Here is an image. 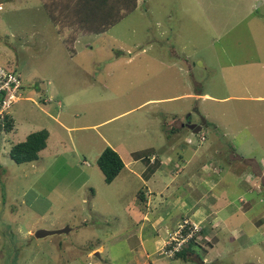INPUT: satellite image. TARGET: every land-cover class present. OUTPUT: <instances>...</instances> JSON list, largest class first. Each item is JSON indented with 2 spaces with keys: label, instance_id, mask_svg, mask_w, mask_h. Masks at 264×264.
<instances>
[{
  "label": "rangeland",
  "instance_id": "obj_1",
  "mask_svg": "<svg viewBox=\"0 0 264 264\" xmlns=\"http://www.w3.org/2000/svg\"><path fill=\"white\" fill-rule=\"evenodd\" d=\"M73 5L0 0V67L24 85L15 129L0 130V264H134L138 237L127 238L145 214L167 222L179 209L169 222L201 223L181 220L191 181L187 191L168 188L156 208L141 203L144 177L126 170L106 184L96 164L106 147L142 168L182 155L172 166L180 173L199 164L208 177L225 171L214 173L230 232L218 239L204 224L212 239L198 237L194 255L203 264H264V0H136L101 35L72 21ZM203 121L198 134L186 127ZM44 129L51 137L39 160L16 164L11 147ZM145 227L144 247L157 252L161 242ZM63 228L71 230L34 236Z\"/></svg>",
  "mask_w": 264,
  "mask_h": 264
},
{
  "label": "crops",
  "instance_id": "obj_2",
  "mask_svg": "<svg viewBox=\"0 0 264 264\" xmlns=\"http://www.w3.org/2000/svg\"><path fill=\"white\" fill-rule=\"evenodd\" d=\"M206 97H208V95ZM179 134L181 133L177 132V135ZM50 137H51V133H50ZM177 158H178V161L175 159H172L170 156H168L167 159L165 158L161 160H159V158L156 157L155 164L150 163V166L148 168L146 167L142 168L138 164L139 161H136L133 159L130 160V156H129V159L127 161H124L125 168L123 169V171L129 170V173H131L132 175H135L140 180L144 177L145 190L143 188L141 189V191L143 192L145 198L141 199V203L144 206L146 205L145 207H148L149 204L154 205L153 207L155 208L162 206L163 203L161 202H162V199L164 198L163 194H165V191H168V188L173 187L179 190L182 189V190L187 191V186L190 184V181H191L190 185L192 186L191 188L192 190H191L190 195L191 196L199 195V197L201 198L198 199L199 197L198 198L195 197V199H193V197L189 195L188 201H184V200L182 201V206L180 205L181 208L186 209L187 211H189L190 214L184 215L183 217H181V220L189 217L193 221L201 222L202 225L207 223L210 228L211 226H213V228L215 229L214 234L216 237H218V235H221V237L224 238L225 235L229 234L230 232L229 227H231L229 224V221H227V216H226L228 214L226 212L228 208L227 206H225L226 204L225 201L228 198H227L226 191L220 190L224 182L223 178L216 177L215 174L217 172L216 170H219L220 173L222 172L225 173V171H222L220 168H217V169L215 168L212 171L213 175L208 177V175H206L207 172L205 171L206 170L205 168H207L206 165H203L202 167L199 164V166L197 167L192 166V169L190 172L182 171L180 173L179 170L177 171L174 170L177 167H172V166L180 167L181 165L185 163L184 162L185 160L182 157V155H178ZM174 161L178 163H175ZM192 162L193 161L191 160V161L186 162V164L188 165L191 163L190 165H192ZM155 165L156 166L158 165V167L156 168ZM256 165L259 167L260 171L263 170V168L261 169V166L258 163ZM153 167L155 168V170ZM214 171L216 172L214 173ZM182 173H185V176H182ZM195 173L197 174L198 177H195ZM226 173H229V172H226ZM186 177L189 178L187 180V185L184 184ZM210 194L211 196L209 198ZM183 205H185V207H183ZM176 210H177V214L167 213L168 219H169L167 220V222L164 221L162 217H158L157 218L158 220L153 221L150 219L149 215L148 216L147 214L144 215V220L146 221L149 220V221L140 222L142 226L140 227L138 226V229L136 230V231H139L137 233L138 236L130 235L129 238H127V240L130 241L132 238L138 237V241H139V245L137 248L138 255L134 257V264H166L165 259H164L165 257L160 256L159 251L162 249V246L165 245L166 239L168 238V232L170 233V231L174 230L175 227L179 224V222H176V223L169 222L173 220L174 218H178L180 216L179 209H176ZM147 224H151V228L155 234V237H153L154 244H158L159 241L161 242L160 247L157 249V252H150L147 250L146 247H144L146 246L145 236L147 235V233H149L145 227ZM205 230H208V228L207 229L205 228ZM162 231L164 232V236H166L167 238L160 237V234ZM166 231L168 232L166 233ZM204 238L206 239V241H210L212 239L209 236H205ZM218 239H220V237H218ZM151 244H152V241H151ZM100 248L101 247L96 248L92 251L98 250ZM213 248L214 247H212L211 250H214ZM138 250H141V253ZM139 253L144 254L146 258L139 259L138 257ZM155 256H157V258ZM172 260H174L175 262H179L178 259H172Z\"/></svg>",
  "mask_w": 264,
  "mask_h": 264
},
{
  "label": "trees",
  "instance_id": "obj_3",
  "mask_svg": "<svg viewBox=\"0 0 264 264\" xmlns=\"http://www.w3.org/2000/svg\"><path fill=\"white\" fill-rule=\"evenodd\" d=\"M74 5L73 19L78 22L79 28L89 30V33L101 35L112 26L119 23L129 14L135 11L136 0H69ZM52 17V16H51ZM21 78V76H20ZM22 80V79H21ZM207 122L203 121L202 126ZM15 129V121L11 114L7 115L3 123H0V130L10 133ZM50 133L47 129L34 132L25 141L13 145L10 149V158L16 164H28L39 160L40 153L47 147ZM204 139V137H203ZM135 155V154H134ZM150 163V161H149ZM98 168L104 175L106 184H111L123 171L125 164L121 156L111 147H106L96 162ZM140 199L145 198L142 191L138 192ZM207 228V227H205ZM207 230H202L198 237L209 236ZM205 239V238H204ZM206 240V239H205ZM200 243L186 245L174 259L182 258L203 264L197 250L202 249ZM195 256V257H194Z\"/></svg>",
  "mask_w": 264,
  "mask_h": 264
},
{
  "label": "built area",
  "instance_id": "obj_4",
  "mask_svg": "<svg viewBox=\"0 0 264 264\" xmlns=\"http://www.w3.org/2000/svg\"><path fill=\"white\" fill-rule=\"evenodd\" d=\"M23 89L19 73L0 67V123H3L6 116L22 100ZM177 227L176 231L168 233L169 241L162 252V256L166 258L174 259L191 241L198 243V235L205 229L201 223L196 224L189 220H184Z\"/></svg>",
  "mask_w": 264,
  "mask_h": 264
},
{
  "label": "water",
  "instance_id": "obj_5",
  "mask_svg": "<svg viewBox=\"0 0 264 264\" xmlns=\"http://www.w3.org/2000/svg\"><path fill=\"white\" fill-rule=\"evenodd\" d=\"M186 127L193 133V134H198L202 130V125H194V124H187ZM71 229L69 228H63V229H58V230H38L34 236L37 239H44L49 236H54V235H62L69 233Z\"/></svg>",
  "mask_w": 264,
  "mask_h": 264
}]
</instances>
